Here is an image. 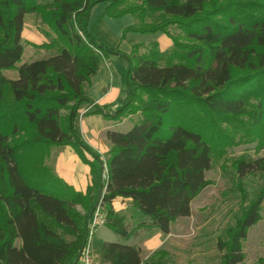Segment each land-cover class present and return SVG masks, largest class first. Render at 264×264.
<instances>
[{
  "label": "trees",
  "instance_id": "16d2710c",
  "mask_svg": "<svg viewBox=\"0 0 264 264\" xmlns=\"http://www.w3.org/2000/svg\"><path fill=\"white\" fill-rule=\"evenodd\" d=\"M100 2L104 16L136 18L122 38L161 32L171 48L154 41L124 53L98 42L88 20ZM33 13L54 35L41 47L56 52L18 66L24 18ZM110 54L127 62V98L114 116L93 112L138 119L126 132H106L104 181V162L75 120L91 103L86 86ZM10 69L16 80L3 74ZM242 142L264 149V0H0V264H78L101 190L106 226L125 241L140 227L169 234L210 186L213 160ZM58 146L72 147L91 167L85 194L46 165ZM235 168L240 179L264 174V155ZM263 195L218 238L219 264L244 261L242 243L261 219ZM117 198L131 200L147 221L129 228L114 210ZM94 238L103 264H163L154 256L144 261L135 245Z\"/></svg>",
  "mask_w": 264,
  "mask_h": 264
},
{
  "label": "rangeland",
  "instance_id": "374dc122",
  "mask_svg": "<svg viewBox=\"0 0 264 264\" xmlns=\"http://www.w3.org/2000/svg\"><path fill=\"white\" fill-rule=\"evenodd\" d=\"M91 9L88 30L98 42L108 48H119L124 51L130 49V52L134 45H137L139 47L138 50L144 51L154 41L159 43L161 50H168L172 46L173 42L170 37L167 34H161V32L148 35L129 32L125 38H122L121 35L125 25H127V28L136 24V18L131 15L118 19L104 16L105 4L103 2L95 4ZM34 16L40 19L37 14H34ZM35 27L40 36V39L38 38L36 41H43V44L52 41L54 35L46 25L41 22L37 23ZM170 32L175 33V29L170 28ZM25 43H27L26 45L29 44L27 41ZM42 45L37 46L44 49V52L37 56L40 59L49 57L56 52L55 49L44 48L41 47ZM123 59L125 60L124 57ZM123 85L126 87V83H123ZM62 114L68 116L69 111L64 110ZM137 119V115L119 118L117 121L124 120L122 128H118L119 131H128L126 127ZM235 140L237 141V138ZM257 146V142L234 144L226 151L223 158L220 157L213 160L211 169L206 173L210 186L205 188L194 199L191 215L174 222L169 234H162L161 243L159 239H155L146 245L144 239L152 237L157 231L146 229L145 227H140L138 229L139 233L137 232L138 236L132 238L131 241H125L114 234V237L110 238V242L132 243V245L141 249L144 261L154 256L155 259L162 261L163 264H219L221 253L216 245L218 238L223 235L225 229L236 225L242 209L255 200L264 189L263 173L249 174L240 179L235 168V164L240 159L250 161L263 156L264 149H258ZM51 155L52 150L45 163L53 170L50 163ZM104 192V190H101L98 193L95 205L103 203L102 195ZM103 207L105 209L104 205ZM78 210L82 213L84 212L82 207H78ZM114 210L125 219V223L129 225V228L137 227L141 222L147 221V218L138 211L137 207L135 208L131 205L119 211L114 207ZM260 213V221L249 230L246 240L242 243L245 257L240 264H264V195ZM105 227L108 228L106 225ZM17 244L19 245L20 242L18 241ZM157 252H162V255H157ZM97 259L101 263L99 258Z\"/></svg>",
  "mask_w": 264,
  "mask_h": 264
},
{
  "label": "crops",
  "instance_id": "0c3cea01",
  "mask_svg": "<svg viewBox=\"0 0 264 264\" xmlns=\"http://www.w3.org/2000/svg\"><path fill=\"white\" fill-rule=\"evenodd\" d=\"M37 23H41V21L34 16V14H27L24 18V28L22 32L24 54L22 56V61L18 66L23 63H29L40 59L37 57L38 54L44 52V49L37 47L43 44V41H36V39H40L35 27ZM126 26L127 25L123 28V31ZM25 41L29 42V44L26 45L27 43H25ZM129 50L121 51L129 53ZM126 72L127 62L120 54H111L108 56L100 66L96 75L93 76L91 84L85 88L87 96L91 99V103L82 106L76 113L75 123L81 137L92 147L94 152H96L104 162L101 165L102 178L104 181L107 178L106 160L107 153L110 149V143L107 140L106 132L108 130L119 131L118 128H122L125 119L123 121H117L104 116L103 113H96L93 111L95 108H103L113 116L125 103L127 98V87H124L123 83H125ZM3 74L12 80H16L19 76L16 69L4 70ZM132 125L133 123L126 127V129L129 130ZM50 163L53 167L54 173L68 185L72 186L76 191L85 194L88 187L92 185L91 167L82 162L72 147H54L52 149ZM129 205L136 208L131 200L117 198L114 200L113 206L119 211L120 209H126ZM78 207L80 208V206ZM127 226L129 227L128 224ZM114 234L115 233L112 230L103 226L97 230L96 237H99L103 241L110 242V238L114 237ZM137 234L135 237L138 236ZM155 239H159V242L161 243L162 233L155 232L152 237L144 239V243L148 245L150 241Z\"/></svg>",
  "mask_w": 264,
  "mask_h": 264
},
{
  "label": "built area",
  "instance_id": "2783aa9c",
  "mask_svg": "<svg viewBox=\"0 0 264 264\" xmlns=\"http://www.w3.org/2000/svg\"><path fill=\"white\" fill-rule=\"evenodd\" d=\"M107 213L103 207V203H98L90 214L88 232L85 245L80 253L78 263L81 264H102L98 261L94 254V237L99 228L106 225Z\"/></svg>",
  "mask_w": 264,
  "mask_h": 264
},
{
  "label": "water",
  "instance_id": "95a60500",
  "mask_svg": "<svg viewBox=\"0 0 264 264\" xmlns=\"http://www.w3.org/2000/svg\"><path fill=\"white\" fill-rule=\"evenodd\" d=\"M101 195V194H100Z\"/></svg>",
  "mask_w": 264,
  "mask_h": 264
}]
</instances>
